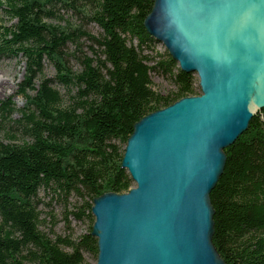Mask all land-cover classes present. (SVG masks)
Wrapping results in <instances>:
<instances>
[{"label":"trees","instance_id":"1","mask_svg":"<svg viewBox=\"0 0 264 264\" xmlns=\"http://www.w3.org/2000/svg\"><path fill=\"white\" fill-rule=\"evenodd\" d=\"M58 3L101 30L99 37L81 32L91 40L94 57H83L76 73L66 66L63 51L73 32L44 22ZM152 3L9 0L3 9L0 0V12L15 19L12 26L0 24V57L21 54L24 60L18 92L27 105L15 124L29 138L20 144L0 143V264H86L84 252L96 257V239L90 235L92 201L132 187L120 164L133 125L195 94L194 75L180 70L167 52L153 65L142 54V48L156 42L143 26ZM45 60L53 62L62 84L76 88L72 105L63 106L51 80L42 77ZM151 72L167 76L175 90L167 95L154 91ZM39 78L35 95L29 96L27 89ZM12 109L11 98L0 102V119ZM224 153L223 172L210 192L213 245L226 264H264V107ZM52 186L83 201L73 215L77 220L86 216L91 224L77 241L51 239L39 230L37 192Z\"/></svg>","mask_w":264,"mask_h":264},{"label":"water","instance_id":"2","mask_svg":"<svg viewBox=\"0 0 264 264\" xmlns=\"http://www.w3.org/2000/svg\"><path fill=\"white\" fill-rule=\"evenodd\" d=\"M143 26L201 94L133 125L120 167L134 186L92 201L95 264H226L210 192L264 107V0H153Z\"/></svg>","mask_w":264,"mask_h":264},{"label":"rangeland","instance_id":"3","mask_svg":"<svg viewBox=\"0 0 264 264\" xmlns=\"http://www.w3.org/2000/svg\"><path fill=\"white\" fill-rule=\"evenodd\" d=\"M1 1L3 2L4 9L7 7L9 0ZM48 8L51 7L49 6ZM53 13L52 16L45 18L44 22L59 25L73 32L74 39L66 43L63 51L66 66L73 73H76L81 70V59L83 57H94L91 40L81 32L99 37L101 30L87 17L67 9L59 3L53 6ZM0 24L3 27H9L15 24V19L9 18L4 11H1ZM131 43L134 46L137 45L135 39ZM93 49H95V46H93ZM165 52L164 46L157 41L149 48H142V54L150 57L149 65H153L154 61L159 60V54L162 55ZM24 64L21 54L0 57V102L11 98L13 103L11 113L4 119H0V143L2 144H20L21 142L29 140L20 131L21 128L15 124L17 120L21 119V109L27 105V101L23 95L18 92L19 87L24 81ZM193 75L195 77L194 95H200L201 91L198 85V77L196 74ZM42 77L51 80V86L59 93L63 106H70L74 103L76 88L72 85L66 86L56 78V67L53 62L49 60L44 61ZM150 78L152 81V89L162 95H167L175 90L174 85L167 76L151 72ZM39 81L40 78L35 81L32 89H27L29 96L35 95ZM133 186L134 183L132 182ZM35 202L37 203V210L39 212V230L47 234L51 239H55L56 236H68L70 240L77 241L80 236L89 232L90 219L84 216L81 220H77L73 215V212H77L83 202L79 195L75 193L66 195L57 187L52 186L50 188H40L37 192ZM84 258L86 264L96 263V257L89 252H84Z\"/></svg>","mask_w":264,"mask_h":264}]
</instances>
